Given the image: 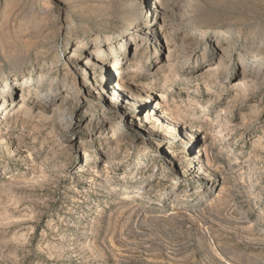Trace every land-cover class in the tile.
Returning a JSON list of instances; mask_svg holds the SVG:
<instances>
[{
    "label": "rangeland",
    "instance_id": "1",
    "mask_svg": "<svg viewBox=\"0 0 264 264\" xmlns=\"http://www.w3.org/2000/svg\"><path fill=\"white\" fill-rule=\"evenodd\" d=\"M133 1L2 0L0 82L34 76V50L64 64L98 37L108 84L129 86L112 105L61 74L0 92V264H264V92L232 87L244 68L264 79V0H166L171 39L131 36L152 0Z\"/></svg>",
    "mask_w": 264,
    "mask_h": 264
},
{
    "label": "bare ground",
    "instance_id": "2",
    "mask_svg": "<svg viewBox=\"0 0 264 264\" xmlns=\"http://www.w3.org/2000/svg\"><path fill=\"white\" fill-rule=\"evenodd\" d=\"M133 2H135V0ZM3 3H2V0H0V6H2ZM135 5H136L135 3L130 2V4L128 5V8L130 9L131 7H134ZM132 10H134V9L132 8ZM171 10H172V6H171L170 2H168L166 0H164V1L152 0L149 7H148V10H147V18L145 20H143L144 22H138L136 15L131 14L129 12L130 14L127 16V20H128L127 23H128V27H132V30H133L131 33V36L133 35V37L136 38L138 36V33H140L141 31H144L145 33H143V35H145V36H151V37L153 36L154 38L162 37L164 39H171L174 36V29L171 28V23L167 18V16L170 14ZM129 35L130 34L125 33L123 35V37L121 38V40L119 41V43H117V46L110 44L109 39L105 38L103 46H106V45L108 46V48H107L108 49L107 50L108 56L114 55L116 50L123 49L125 44H127V42L130 39H132V37ZM126 36H129V37L126 38ZM202 37H203V35L201 37H199V39H201ZM96 38H98V37H93L92 39H84L82 41H79L77 44H75L71 51H72V53L79 52V55H76V54L68 55L66 62L64 64H55L54 58H51L50 63L46 64L45 60H43V58H42V55L38 53L39 50L38 51L34 50L33 51L34 52L33 62H36V63L42 62L41 64H39V69L37 70L36 74L34 76L30 75L29 78H23L24 80H22V81L13 79L12 82L7 81L3 77V81L0 82V87H1L0 92L4 93V92L12 91L14 89V87H16L17 84L23 86L24 88L27 87L28 89L31 88L32 84H33V87H36V89H37V88H39L40 83L43 82L46 78H50L52 80L49 83V85L47 86L48 89L51 90L53 83H54V79L58 75L61 74L63 81H64V84H66L68 79H70L71 80L70 85H73L77 81H79V82L81 81L82 84L89 85V88H91L93 86L97 92V95L99 94L100 96H103L105 98V101L107 100V102L108 103L110 102L109 104H111V105H112V101H114V99L121 100V96L124 94L123 88L128 85V84H126V83H128V81L124 82L121 79L115 78V80L113 81V83L111 85L108 84L109 79L107 76L108 70H106L107 66H104L103 65L104 61H101V59H100V55L101 54L104 55V51L101 50L102 47H99L97 45ZM212 38H213V40H216V41L220 40L219 38L215 37L214 35L211 36V39ZM183 39H184V37H183ZM164 43H167V41L165 40ZM223 44L224 45L219 50V54H218L219 57H218L217 61L215 62L214 65H212L211 67H209L207 69V75L209 76V78L212 77L215 79H219L220 74H222V72L225 70L226 66L224 65L223 59L225 57H228L229 54H231L232 48L228 42L223 41ZM26 47L27 46H25V48ZM174 50H176L175 45L171 49L167 48V59H166L168 67L170 69H173V70H174L175 64H174V62L171 63L169 58L172 56V52ZM30 52H31V50H29L28 48L24 49L21 57L22 58L27 57V54H30ZM105 52H106V49H105ZM255 52L258 53V56H257L258 59L264 58V48L256 50ZM204 54L201 56V59L204 58ZM82 55L84 56V59L80 61L79 58ZM19 66L20 65L18 64L17 67H19ZM103 66L105 68L104 70L102 68ZM32 68H33V65L29 68L28 73H30V70ZM254 68L257 71L255 74L246 73L245 68H244L243 72H238V73L234 74V77H237V78L235 81H233L232 87L239 89L245 97L248 96L247 89L249 87H252V86H257L258 89H260L262 92H264V79H263V77H260V74L258 72L260 69L257 67H254ZM15 71H17V69ZM114 72H115V74L116 73L119 74V69L114 70ZM14 76L15 75H13V77ZM175 76H178V75H175ZM30 84H31V86H30ZM148 97L156 99L158 97V95L150 93V94H148ZM160 97L165 98L163 93L160 94ZM68 99H69V95L66 93L65 95H63V99H61L60 104H63ZM124 99H126V101L128 100L125 97H124ZM126 101L124 100V102L122 104L123 106L126 105ZM131 103H132L133 109L140 110L143 108V106L146 102L138 101L137 99H135ZM123 108L124 107H122V110H121L122 113H124L125 109H126V108L125 109H123ZM157 108H158V104L154 102L153 103V109H157ZM19 109H20V111L24 112V114H27V115L33 114L32 113V107L25 106L24 103H21ZM55 110H58V107H56ZM156 113H157V110H155L154 116L152 118H154V119L158 118L156 116ZM123 115L127 116V113L126 114L124 113ZM164 123L167 124L169 128H171V129L174 128L170 123H168V121H165ZM213 125L218 126L216 121ZM199 152H200V150L196 151V155ZM168 154L171 155L169 152H166L165 155H168ZM203 154L206 157L205 148L203 149ZM191 159H195L196 161L199 160V158L196 156H191Z\"/></svg>",
    "mask_w": 264,
    "mask_h": 264
}]
</instances>
